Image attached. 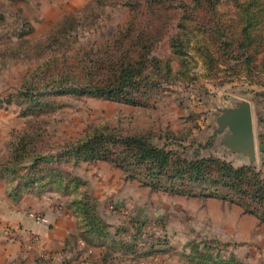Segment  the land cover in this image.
<instances>
[{
    "label": "rangeland",
    "instance_id": "obj_1",
    "mask_svg": "<svg viewBox=\"0 0 264 264\" xmlns=\"http://www.w3.org/2000/svg\"><path fill=\"white\" fill-rule=\"evenodd\" d=\"M165 1L176 19L151 56L170 70L156 71L155 79L166 81L143 90L133 103L67 90L85 83L81 72L100 53L116 49L113 41L130 17L129 0H53L45 16L42 7L0 14V188L68 213L81 209L78 202L86 203L89 195L100 217L138 219L140 248L152 246L144 258L264 264V197H253L254 189L264 187L258 184L263 168L222 145L216 124L219 110L235 102L249 100L255 115L264 111V0H215L182 17L184 6L195 0ZM245 9L252 30L244 46L239 36L216 38L195 30L215 24L238 34ZM134 135L173 151L179 161L250 168L256 181L245 176L239 183L244 206L225 197L233 193L231 185L217 176L216 167L200 181L184 176L183 168L158 173L135 164L127 173L114 167L119 154L89 159L69 146L83 137L106 145ZM139 176L160 186H148ZM213 189L218 198L210 195ZM1 224L0 246L8 237L22 238V229Z\"/></svg>",
    "mask_w": 264,
    "mask_h": 264
},
{
    "label": "trees",
    "instance_id": "obj_2",
    "mask_svg": "<svg viewBox=\"0 0 264 264\" xmlns=\"http://www.w3.org/2000/svg\"><path fill=\"white\" fill-rule=\"evenodd\" d=\"M172 1L175 4L178 3L176 0ZM214 1L215 0H195V4L191 3L190 5L192 6L190 8L184 6V14L182 15L180 13L179 17L191 13L192 8H198L199 5L203 7L214 5ZM128 5L130 7V17L121 29L123 35L113 41V47H116V49L112 48L100 53L102 58L97 59L89 70H83L81 72V79L86 80L85 83L80 85L79 82H77L78 85H71L67 90L75 93L103 96L122 103H133L136 101L135 97L141 95L143 90L159 86L160 81H166L164 77L160 76L155 79V72L160 71L165 75V73L170 70L169 66L165 62L163 63L160 60L152 58L151 53L168 34V31H170L172 22L176 19L173 15L176 13L175 8H170L171 6L167 8L165 0H129ZM244 13L247 16L244 19L245 25L239 29L238 34L233 31H226L223 27L218 28L215 24L214 27L208 28L202 25L200 28H195V30L197 33H201V35L205 34L206 32L204 31L206 30L212 37L216 38L220 36L226 39H232L239 36L242 40L239 46H244L251 36L250 31L252 30L247 9H245ZM261 31H264V29ZM185 33L187 32H179V34ZM133 99L135 101H133ZM114 143L115 144L108 142L104 145V143L97 141L95 138L91 139L89 136V138L83 137L77 142L69 144V146H73V148L76 146L73 149L77 150L74 152L76 156L81 155L89 159L98 156L104 157L110 156V154H119L117 158H119L121 162L115 164L114 167L127 173L132 170L131 166L135 164L139 167H143L145 171L156 170L158 173H173L174 171L178 173L177 170L183 168L182 171L184 172V176L193 179V181H200L210 167H216L217 176L221 178L225 184L231 185L233 193L229 191L225 197L229 196L232 201L237 200L243 206L244 199L241 193L238 192L241 186L239 184L240 180L245 179L246 176L248 180H245L251 183L256 181V174L254 171L245 166L233 169L231 165L223 162L221 163L217 160H201L199 162L179 161L174 157L175 153L173 151H167L164 147L153 145L143 136H127ZM177 165H179V167L176 168ZM136 178L137 176H130L129 179L130 181H136ZM139 178L145 180V182H147L146 185L153 188L160 186V184H158L159 182H155L149 179V177L145 179V177L139 176ZM84 184L86 185V183ZM258 184L263 186L264 179L261 183L258 181ZM253 191H256L255 195H253L254 198L263 200L264 187L262 190L257 188ZM7 193L8 196L15 200L19 199L18 193L10 191H7ZM256 194L258 195L256 196ZM210 195L215 198L220 196L215 189H213ZM89 199H91L89 195L85 196L86 203L81 204L79 201L78 205L81 209L75 208V211L72 213L77 218L79 237L81 241L88 245L97 244V240L100 238H104L103 243H109L112 238L109 234V226L104 222L102 217L98 215L96 206L93 204L89 205ZM255 214L256 216L259 215L258 211L255 212ZM262 216L261 214V217ZM132 222L133 221L130 223ZM133 225L136 228L134 235L131 236V240L137 241L139 239L140 226L138 223L135 224V221ZM121 231L120 228L117 229L115 235L119 232L121 233ZM149 245L144 253H142V251L138 253L129 243L124 244V249L130 251L131 254L138 253L146 257L152 254V246L150 243ZM36 262L37 264H43V262L38 259Z\"/></svg>",
    "mask_w": 264,
    "mask_h": 264
},
{
    "label": "crops",
    "instance_id": "obj_3",
    "mask_svg": "<svg viewBox=\"0 0 264 264\" xmlns=\"http://www.w3.org/2000/svg\"><path fill=\"white\" fill-rule=\"evenodd\" d=\"M52 1L0 0V14L18 16L28 14L33 8L42 7L45 16L46 11H50L54 6ZM247 102L251 107L256 162L260 163L264 171V152L258 150L264 144V111H259L255 115L253 104L249 100ZM5 190L3 187L0 188V223L5 222L14 229H22V238L8 237L9 242L0 246V264H37L36 260L40 257L43 259V264H78L79 262L82 264H144L143 262L174 264L170 259L166 258L165 261L166 256L144 258L143 255L138 254L139 251L144 252V250L140 249L138 240H131L136 228L133 225L134 221L135 224L138 222L136 218L117 221L114 219L115 216L102 217L109 226L111 242L103 243L104 238H100L97 244L88 245L81 241L77 218L72 213L38 204L35 198L32 199V203H28L20 198L15 200L7 194L6 199L7 190ZM30 214L42 217L44 221H38ZM131 221L133 222L130 223ZM119 228L122 230L121 233L115 235V231ZM34 236L38 237L36 241L33 239ZM125 243L132 245L138 253L131 254L130 251L125 250Z\"/></svg>",
    "mask_w": 264,
    "mask_h": 264
},
{
    "label": "water",
    "instance_id": "obj_4",
    "mask_svg": "<svg viewBox=\"0 0 264 264\" xmlns=\"http://www.w3.org/2000/svg\"><path fill=\"white\" fill-rule=\"evenodd\" d=\"M217 131L222 135L221 144L229 151L245 158L248 165L256 162L251 107L247 101L232 103L219 110ZM264 152V144L258 148Z\"/></svg>",
    "mask_w": 264,
    "mask_h": 264
},
{
    "label": "built area",
    "instance_id": "obj_5",
    "mask_svg": "<svg viewBox=\"0 0 264 264\" xmlns=\"http://www.w3.org/2000/svg\"><path fill=\"white\" fill-rule=\"evenodd\" d=\"M30 215H31V217L36 218L38 221H44L42 217H37V216L34 215V214H30ZM33 239L36 241V240L38 239V237H37V236H34ZM39 260L42 261V260H43L42 257H40ZM41 264H42V263H41ZM78 264H82V263L79 262Z\"/></svg>",
    "mask_w": 264,
    "mask_h": 264
}]
</instances>
